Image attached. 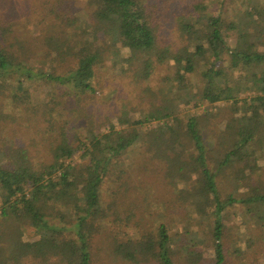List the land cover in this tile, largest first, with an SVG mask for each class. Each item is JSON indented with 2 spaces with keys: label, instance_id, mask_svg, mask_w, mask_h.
<instances>
[{
  "label": "trees",
  "instance_id": "1",
  "mask_svg": "<svg viewBox=\"0 0 264 264\" xmlns=\"http://www.w3.org/2000/svg\"><path fill=\"white\" fill-rule=\"evenodd\" d=\"M88 5L99 25H76L63 18L68 14L61 11H53L52 17L47 18L51 21L45 39L49 49L42 63L46 65L49 60L51 71H44L34 61L26 62L23 54L33 51L32 44L14 37V26L0 21V95L4 98L0 103V217L4 219L0 228V261L96 264L94 243L107 227L102 210L104 184L111 178L121 180L140 171L139 163L145 162L144 148L149 143L156 149V158L170 167L168 176L184 179L185 184H192L187 169L199 166V190L205 193L201 198L197 190L189 205L194 212L215 218L208 235L216 252V264H224L223 214L227 208L250 204L255 213L259 210L264 215V194L256 190L244 199L230 196L222 200L218 185L221 174L261 157L257 155L260 145L264 146V27L255 34L227 24L222 16L209 17L205 25L185 17L181 23L183 44L174 48L163 44L159 24L145 0H90ZM249 13L262 17L255 8ZM102 25L111 31L110 35L101 33ZM117 47L131 54L124 64L137 71L136 91L160 65L174 62L176 75L182 81L181 72L194 74L202 63L200 58L214 60V65L201 76L203 89L198 104L227 101L233 103L234 113L250 108L251 119L263 128L249 127L250 118H234L231 134L219 139V146L211 150L205 130L213 112L206 108L204 115L181 117L175 111L174 99L171 103L166 101L163 89L160 96L153 93L149 100L156 105L146 121L163 120L157 128L145 127L144 120L134 123L136 118L131 113L132 118L120 116L110 123L109 132L103 129L102 116L98 121L90 116L89 124L84 126L71 113L77 111L87 118L86 107L89 109L94 103L97 69L105 54ZM34 83L52 87L53 92L49 91L40 102L43 119L33 120L22 129L19 110L6 113L3 108L21 100L27 101L25 109L31 111L34 97L30 88ZM26 85L29 90L25 91ZM8 91L10 94L4 96ZM21 91H25L24 95H20ZM250 93L253 96L241 100ZM191 103L188 101L185 106ZM198 104L194 107L199 108ZM19 136L26 142L24 146ZM119 195L127 197L128 191ZM144 200L135 199L134 204ZM208 208H213V212H208ZM29 236L32 240L27 243ZM173 243L167 226L161 224L155 233H146L137 243L126 240L113 247L118 257L131 264H177ZM188 254L189 262L194 264L204 259L194 247Z\"/></svg>",
  "mask_w": 264,
  "mask_h": 264
},
{
  "label": "rangeland",
  "instance_id": "2",
  "mask_svg": "<svg viewBox=\"0 0 264 264\" xmlns=\"http://www.w3.org/2000/svg\"><path fill=\"white\" fill-rule=\"evenodd\" d=\"M145 2L153 18L159 24L163 44L173 45L174 48H179L183 44L184 35L181 31V23L186 20L185 17L189 18L190 22L199 20L204 24L209 17L222 16L227 24H235L255 34L261 33L264 27V0H145ZM88 3L90 0H0V21L8 26H14V37H19L32 44L33 51L23 54L26 62L34 61V64L43 68L44 71H51L49 60L46 65L42 63L49 49L45 39L50 32L47 28L51 25V21L47 18L52 17L53 11L58 14L61 11L65 15L68 14L63 18L73 20L76 25L81 23L87 25L89 22L99 25L93 14L89 12ZM253 8L257 9L262 17L258 15L252 17L249 10ZM259 25L262 26L259 27ZM100 28L101 25L99 30ZM101 33L110 35L111 31L102 25ZM56 38L60 43L61 39ZM262 47L264 50V46ZM130 57L128 50L123 51L118 47L110 49L105 54L104 62L98 67L94 81L96 90L93 97L94 103L85 110L88 114L87 118L73 111L71 115L74 120L78 119L79 123L87 126L91 119L90 116L93 117V121H98L102 116L104 117L103 129L109 132L110 123L120 116L132 118L131 113L136 118L135 121L133 120L134 123L144 120L145 127L157 128L163 120L161 122L149 121V123L146 121L148 113L152 112V108L156 105L150 103L149 100L152 99L153 93L160 96L162 93L160 89H163L166 101L171 103L174 99L175 111L179 112L178 115L181 117L188 114L204 115L206 108L213 112L209 117L210 125L205 130L207 146L211 150L219 146V139L231 134L234 126L231 121L234 118L235 120L243 117L250 118L249 127L263 128L251 119L250 108L234 113L231 102L224 101L204 106L198 104L203 89L201 76L207 67L214 65V60L200 58L202 63L194 74L181 72L182 81L176 75L174 62L160 65L149 81L136 91L137 88L135 89L134 86L137 71L134 67L124 64L125 60ZM24 90H29V86L26 85ZM25 91H21L20 95H24ZM49 91L53 92V88L43 85L36 86L34 83L30 88L34 97L32 106L29 105L31 111L25 109L27 101L21 100H17L15 104L4 103L3 109L6 113L18 109L17 113L20 112L19 116L22 118L19 122L24 123L22 128L24 129L28 124L43 119L41 113L44 107L42 108L40 102L48 96ZM8 94L10 91L4 92V96ZM251 96L253 93L242 96L241 100ZM2 97L0 95V103L4 101ZM188 101L192 103L185 106ZM195 104H198L199 108H195ZM60 108L63 107L58 109ZM20 139L24 142L20 144L24 146L26 142ZM144 149L146 151L145 162L139 163L140 171L131 172L121 180L117 177L111 178L107 184H104L102 193L105 202L102 210L107 217L105 221L107 227L94 243L93 253L96 264H131L118 257L113 246L126 240L137 243L146 233H155L161 224L167 226L174 239L172 247L175 250L174 260L177 264H194L188 259V252L193 247L194 251L204 257L200 264H216V252L208 235L215 223V218L205 213L194 212V207L189 205L197 190L201 198L205 193L199 190L197 180L199 166L192 165L187 169L186 174L192 184H185L184 179L168 176L170 167L156 158V149L152 144L148 143ZM259 150L257 156L261 157L258 161L253 160L248 165H244L245 167L240 165L239 168L235 167L226 171V174H221L218 185L222 200H227L230 196L235 199H244L252 196L256 190L264 194V146L260 145ZM143 168L146 170L143 171ZM117 175H120V172ZM124 190L128 191L127 197L119 195ZM140 198L145 200L139 204L141 199L134 204V200ZM204 202V199L201 200L202 204ZM251 207L254 206L236 204L228 207L223 214L224 264H264V220L261 219L264 215L259 210H257L259 213H255L256 209ZM208 212L212 213L213 208H208ZM2 220L4 219L0 217V228H3ZM0 231L2 233L1 229ZM31 240L32 237L29 236L26 242L30 243ZM0 264L12 263L0 261ZM51 264L63 263L54 260Z\"/></svg>",
  "mask_w": 264,
  "mask_h": 264
}]
</instances>
